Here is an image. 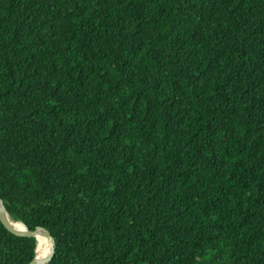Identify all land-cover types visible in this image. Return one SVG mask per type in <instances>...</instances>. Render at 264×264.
<instances>
[{"label":"trees","instance_id":"obj_1","mask_svg":"<svg viewBox=\"0 0 264 264\" xmlns=\"http://www.w3.org/2000/svg\"><path fill=\"white\" fill-rule=\"evenodd\" d=\"M0 199L45 264H264V0H0Z\"/></svg>","mask_w":264,"mask_h":264},{"label":"water","instance_id":"obj_2","mask_svg":"<svg viewBox=\"0 0 264 264\" xmlns=\"http://www.w3.org/2000/svg\"><path fill=\"white\" fill-rule=\"evenodd\" d=\"M8 210L6 209V206L3 203V200L0 199V218L2 219L3 223L13 232L17 233V234H21V235H29V236H35L37 239V246H38V237H37V232L39 230H42L45 234V236H47L50 239V244H51V252L49 253V255L47 256V260L46 262H48L50 260V258L53 256V254L55 253V238L54 236L51 234V232L46 229L45 227H38L36 229H29L27 227V225L25 223H23L25 226L23 228H19L16 227L15 225H13L8 218ZM36 246V249H37ZM36 257V255H35ZM34 257V259H35ZM34 259L32 260V262L30 264H34Z\"/></svg>","mask_w":264,"mask_h":264},{"label":"bare ground","instance_id":"obj_3","mask_svg":"<svg viewBox=\"0 0 264 264\" xmlns=\"http://www.w3.org/2000/svg\"><path fill=\"white\" fill-rule=\"evenodd\" d=\"M8 218H9V221L16 227L23 228L25 226L22 221L14 219L10 215V213H8ZM37 237H38L39 243L36 249L37 258L34 261V264H45L47 260L46 258L51 252L50 239L47 236H45L42 230H39L37 232Z\"/></svg>","mask_w":264,"mask_h":264}]
</instances>
